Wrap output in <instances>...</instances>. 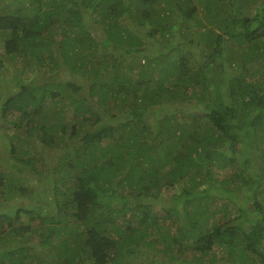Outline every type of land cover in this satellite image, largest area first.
Masks as SVG:
<instances>
[{"label": "trees", "instance_id": "trees-1", "mask_svg": "<svg viewBox=\"0 0 264 264\" xmlns=\"http://www.w3.org/2000/svg\"><path fill=\"white\" fill-rule=\"evenodd\" d=\"M0 118V264H264V0H0Z\"/></svg>", "mask_w": 264, "mask_h": 264}, {"label": "rangeland", "instance_id": "rangeland-1", "mask_svg": "<svg viewBox=\"0 0 264 264\" xmlns=\"http://www.w3.org/2000/svg\"><path fill=\"white\" fill-rule=\"evenodd\" d=\"M10 64V63H9ZM1 119V118H0ZM232 130L233 131H242V129H240V128H237V127H235V125L233 124V128H232ZM36 145H38V144H36ZM41 147V146H40ZM215 170V172H217L218 173V175H219V177L220 178H222V177H224L225 175H226V170H220V169H214ZM37 183H39V180H37L36 181Z\"/></svg>", "mask_w": 264, "mask_h": 264}]
</instances>
